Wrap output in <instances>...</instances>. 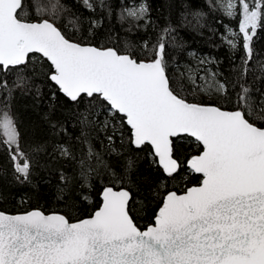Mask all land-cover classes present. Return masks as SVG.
Listing matches in <instances>:
<instances>
[{"label":"snow or ice","instance_id":"obj_1","mask_svg":"<svg viewBox=\"0 0 264 264\" xmlns=\"http://www.w3.org/2000/svg\"><path fill=\"white\" fill-rule=\"evenodd\" d=\"M0 264H264V0H0Z\"/></svg>","mask_w":264,"mask_h":264},{"label":"trees","instance_id":"obj_2","mask_svg":"<svg viewBox=\"0 0 264 264\" xmlns=\"http://www.w3.org/2000/svg\"><path fill=\"white\" fill-rule=\"evenodd\" d=\"M190 43H191V41H190ZM196 44H197V46H200V44H199V40H198V39H197V41H196ZM8 206L11 207L10 204H9Z\"/></svg>","mask_w":264,"mask_h":264}]
</instances>
